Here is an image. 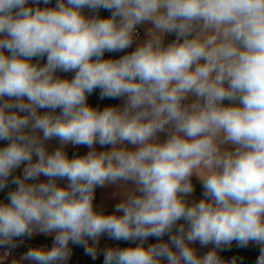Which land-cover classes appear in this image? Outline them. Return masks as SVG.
Here are the masks:
<instances>
[{
  "label": "clouds",
  "instance_id": "1",
  "mask_svg": "<svg viewBox=\"0 0 264 264\" xmlns=\"http://www.w3.org/2000/svg\"><path fill=\"white\" fill-rule=\"evenodd\" d=\"M96 89L122 106H91ZM0 142V247L53 236L12 264H67L70 243L96 259L105 234L135 246L103 264H237L218 254L233 241L264 264V0H0ZM108 185L125 189L111 214Z\"/></svg>",
  "mask_w": 264,
  "mask_h": 264
},
{
  "label": "crops",
  "instance_id": "2",
  "mask_svg": "<svg viewBox=\"0 0 264 264\" xmlns=\"http://www.w3.org/2000/svg\"><path fill=\"white\" fill-rule=\"evenodd\" d=\"M55 3V0H53V5ZM41 7L44 5L41 4ZM86 15H94L95 13L90 12L88 9L84 10ZM99 15L101 17H108L110 16V12L105 11L101 9L99 11ZM150 27V25H144L139 26V28L142 31V34L139 36V39L136 40L132 47L129 49H126L125 52H115V53H105L104 58H119L120 56L124 55L126 52H130L134 50V48L137 46V44L140 42V40L145 39V32L146 29ZM172 39H174V36H168L165 39V43L170 42ZM35 62V60H34ZM46 62V58L44 60H41L40 63L43 64ZM57 75L61 76V78H68L71 79L74 76V73L68 72H58ZM88 103L93 107H98L100 109H103L106 106H122V100L121 99H109V98H100V90L96 89L89 97H88ZM41 112L47 111L45 109L40 110ZM59 112V110H57ZM165 138V134H160V139L163 140ZM4 142H0V144H3ZM59 146V143L56 139H53L49 142H47L46 147L48 148V151L51 152L55 150L56 147ZM97 151H104L107 150V148H110V146H106L105 148H101L98 144L95 146ZM131 147V146H128ZM65 152L67 153L69 158H72L74 155L83 156L85 155L89 149L86 146H72L68 145L64 148ZM20 174L19 170L14 173V175ZM41 180H44V177L40 178ZM62 185H66L67 181H60ZM192 183L194 185V192L191 194V196L187 197L188 201L191 203L193 201H199L203 196V187L200 182V180L193 175L192 177ZM14 185H10L9 188H5L3 190H0V202L7 203V192L14 188ZM125 189L122 187H118L115 185H108L105 187H97L95 190V199H94V207L99 210L103 211L105 214H111L113 212L114 205L118 203L122 198L124 194ZM116 194V195H114ZM119 215V213H118ZM181 221L180 223H182ZM165 241L168 240V237L165 236L163 238ZM155 238H149L146 242V246L150 245L152 243H156ZM17 246L15 248H6V247H0V250H7L10 252V258L6 262H3V264H12L13 260L19 261L20 258L27 252L28 249L32 247H51L53 243V236L52 235H43V234H35L32 237H21L17 238ZM91 244L92 242L89 241ZM129 246H135L131 242L126 241H116L109 239L108 236L102 235L99 238V243L96 245L97 247V257L96 259H93L91 256L87 255L85 253L84 247L80 245H73L69 244V247L71 248L72 255L69 258L67 264H103V251L104 249L108 247H129ZM197 253L199 255L205 254L208 250L212 248V245H209L207 247H201L199 242H196L192 245ZM260 248L261 246L259 244H256L254 242H249L247 247H240L238 246L236 241H233L230 246H222L221 249L218 250V254L222 260L225 261H231L233 257L237 259V264H256V261L260 255ZM21 264H31L29 261H22Z\"/></svg>",
  "mask_w": 264,
  "mask_h": 264
},
{
  "label": "built area",
  "instance_id": "3",
  "mask_svg": "<svg viewBox=\"0 0 264 264\" xmlns=\"http://www.w3.org/2000/svg\"><path fill=\"white\" fill-rule=\"evenodd\" d=\"M138 32H139V36L142 34V31L141 29L138 27ZM5 252H9L7 250H0V257H3ZM10 258V252H9V255L3 260V262H6L7 260H9Z\"/></svg>",
  "mask_w": 264,
  "mask_h": 264
}]
</instances>
